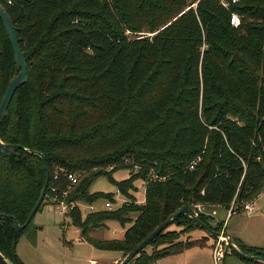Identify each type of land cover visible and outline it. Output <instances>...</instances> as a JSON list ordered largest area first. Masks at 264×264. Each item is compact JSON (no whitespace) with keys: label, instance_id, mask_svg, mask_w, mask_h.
Returning a JSON list of instances; mask_svg holds the SVG:
<instances>
[{"label":"trees","instance_id":"16d2710c","mask_svg":"<svg viewBox=\"0 0 264 264\" xmlns=\"http://www.w3.org/2000/svg\"><path fill=\"white\" fill-rule=\"evenodd\" d=\"M25 54L28 77L0 120V264H23L17 252L34 217L49 172L63 191L65 173L81 175L68 201L93 204L114 194L93 193L102 175L134 172L118 188L129 201L116 210L69 215L81 237L123 257L185 206L220 205L233 212L264 190V0H0ZM241 24H231V13ZM146 33V34H145ZM150 33L151 35H149ZM19 72L9 33L0 18V103ZM43 154L45 159L40 155ZM198 159L194 169L191 162ZM64 172L55 175L58 170ZM156 174L162 179L152 177ZM146 182L143 203L130 194ZM50 203V202H49ZM37 211V212H38ZM36 215V214H35ZM222 231L224 222L212 226ZM118 221L122 239L92 232ZM128 264H156L200 240L181 236L201 228L182 214ZM241 250L264 257V248ZM150 249V250H149ZM258 263L257 260L252 261Z\"/></svg>","mask_w":264,"mask_h":264},{"label":"rangeland","instance_id":"374dc122","mask_svg":"<svg viewBox=\"0 0 264 264\" xmlns=\"http://www.w3.org/2000/svg\"><path fill=\"white\" fill-rule=\"evenodd\" d=\"M146 34V33H145ZM151 35L150 33H148ZM137 171L134 169V172ZM132 170L121 168L115 170L111 175H102L98 177L90 187L93 193L108 195L114 193L118 188V182L124 181L130 177ZM146 182L138 179L134 182L136 189H130L129 192L138 201L145 200L146 193L143 185ZM264 191V190H263ZM124 197L128 198L125 194ZM109 200L101 198L94 202L98 210L105 208V202ZM50 202V203H49ZM45 201L43 207L36 213L34 224L37 226L35 240H30L29 232L26 230L19 238L17 252L23 264H103L109 251L99 249L89 241L81 237L80 228L72 223L69 214L62 215L57 210L52 201ZM85 203V202H84ZM90 204V203H85ZM120 207L115 208L114 210ZM207 211L213 216L211 224L214 226L218 222H224L232 231L241 233L249 243L250 247L264 248V192L262 197L256 201L254 211L242 210L235 212L233 216L227 217V209L223 206H208ZM195 212L201 213L202 208L195 209ZM214 212V213H213ZM210 218V217H208ZM129 224L123 227L118 221H108L106 226L92 232V237L100 240L122 239L120 233L122 228L127 229ZM172 229L179 230L180 227L172 224ZM114 230L119 235L113 233ZM229 230V231H230ZM204 229L197 228L186 235L185 240H200L206 238ZM187 234V233H186ZM207 242V241H206ZM211 244L205 245L204 252H209ZM203 247V246H202ZM191 248H194L191 247ZM213 246L211 247V252ZM190 249V248H189ZM150 250V249H149ZM202 251V252H203ZM121 252L123 256V252ZM212 254V253H211ZM195 254L192 252L182 254H170L160 257L157 264H194ZM94 260V261H92ZM200 264H214L213 256L205 254L199 257ZM224 264H254L243 260L236 253L227 256Z\"/></svg>","mask_w":264,"mask_h":264},{"label":"water","instance_id":"95a60500","mask_svg":"<svg viewBox=\"0 0 264 264\" xmlns=\"http://www.w3.org/2000/svg\"><path fill=\"white\" fill-rule=\"evenodd\" d=\"M0 18L3 20L4 25H5L8 33H9V36H10V39L12 42V46L14 49L15 61L17 62L18 68H19V72L17 73V75H15V77H13L10 80L8 87H7V90L5 92V95H4V97L0 103V120H1L9 108V105L11 103V100L15 94L17 87L19 86V84H21L22 82H24L27 79L28 69H27L25 54H24V52L20 46L14 25H13L11 19L9 18L8 14L6 13V11L4 10V8L1 5H0ZM16 147H18V145L4 143L1 140V134H0V151L3 154H5V155L12 154L14 152V148H16ZM40 155L45 159L43 154H40ZM48 183H49V172H47V179H46L44 190H43L40 198L38 199L36 205L34 206L33 210L31 211L26 223L21 225L13 217V219L15 220V226L18 229H20V230L24 229L29 224V222L32 220V218L35 216V214L37 213L38 208L40 207L42 201L44 200V198L46 196V190L48 187ZM182 214H187L191 218H193L211 236H213L215 238L225 237L226 240L228 241L229 247L236 254L241 256L242 258H244L246 260H251V261L257 260V261H263L264 262V257L259 256V255H254V254H248V253L244 252L239 247L238 243L236 242L235 237H233L231 234H228L224 231H217V230L213 229L209 224L202 221L199 218L198 214H196L194 211L191 210L190 206H185L184 208L179 210L176 214H174L170 219H168V220L164 221L162 224H160L142 242H140L135 248H133L128 254H126V256L123 257L118 264H128L137 254L140 253V251L145 249L154 240V238L158 234H160L164 229H166L168 226L173 224L179 218V216ZM4 216H6V214L1 213L0 214V220ZM0 258L7 262L6 258L1 254V252H0Z\"/></svg>","mask_w":264,"mask_h":264},{"label":"built area","instance_id":"2783aa9c","mask_svg":"<svg viewBox=\"0 0 264 264\" xmlns=\"http://www.w3.org/2000/svg\"><path fill=\"white\" fill-rule=\"evenodd\" d=\"M220 4L222 6H224L225 8L229 9L230 6L233 3H237L238 0H219ZM231 24L234 27H238L241 24V17L238 13L236 12H232L231 13ZM198 159H195L191 162L189 168L190 169H194L195 165L198 163ZM142 166L141 165H136V169L139 170L141 169ZM64 170L60 169L58 170L57 174L55 175V179H58V175L60 173H63ZM68 184L66 186V188L63 191H60L59 188L57 187H52L51 190V201L53 202V204L56 207V210L62 214V215H67L69 214L73 209H75L76 207L81 208V210L84 213H90V212H95L98 210V208H96L95 204H85L84 202H75V201H68V195L70 194L71 190L79 183L81 175L78 173H73V172H69V173H65ZM152 177H156L158 179H162L163 177H159L156 174H152ZM143 188L146 192V184L143 185ZM114 194V198L113 199H109L105 202V208H107L108 210H114L117 207H121L124 203L128 202L129 199L123 196V193L121 192L120 188H117V190L113 193ZM145 200L142 201H136L138 203H143ZM202 205L198 204L196 205V207L201 208ZM233 207L234 205H232V207L229 209L228 211V217L234 213L233 212ZM253 209V201H250L248 203H246L244 205V209L243 210H247V211H251ZM196 214H198L197 212H195ZM223 231V230H222ZM212 256H213V261L214 264H224L225 263V259L226 256L228 255L229 252H233V250L229 247L228 241L226 240L225 237H219L216 238L213 248H212Z\"/></svg>","mask_w":264,"mask_h":264},{"label":"crops","instance_id":"0c3cea01","mask_svg":"<svg viewBox=\"0 0 264 264\" xmlns=\"http://www.w3.org/2000/svg\"><path fill=\"white\" fill-rule=\"evenodd\" d=\"M264 192V191H263ZM263 192L255 199V200H253V209H252V211H254V209H255V204H256V201H258L259 200V198H261L262 197V194H263ZM208 206H216V205H208ZM197 208L198 207H196V210H197ZM201 208H202V212L201 213H204V214H206L208 217H210L209 218V220H210V222H212L211 221V219L213 218V216L212 215H210V213H209V211H207V209H206V205H202L201 206ZM227 211H229L228 209H227ZM214 213V212H213ZM235 213V212H234ZM234 213H232L229 217L231 218L232 216H233V214ZM227 217H228V213H227ZM219 223V222H218ZM217 223V224H218ZM213 226V225H212ZM214 226H216V224L214 225ZM122 232L120 233V236L118 237V238H120V237H123V235L125 234V232H126V229L125 228H122ZM230 228L228 227V226H226L225 225V221H224V226H223V231L224 232H226V233H228V234H231L233 237H235V238H238L240 241H242L244 244H246L247 246H251V243H249L248 241H247V239L241 234V233H239V232H236V231H232V230H230ZM205 231V233H204V236H206L207 237V242L204 244V245H202V246H194V248H190V249H186L185 251H183V252H181L180 254H182V255H186V253H188V252H192V253H194L195 254V257H194V260H191V262L192 263H194V264H200V260H199V257H202L203 255H205V254H209V255H211V260H212V252H211V247L214 245V242H215V240H216V238L215 237H213V236H211L206 230H204ZM113 233L115 234V235H119V232H117V230H114L113 231ZM190 233H187V234H183L182 236H181V239H183V240H185V238H186V235H189ZM208 244H211V247H210V251L209 252H204L203 251V248H205L204 246L205 245H208ZM255 248H258V247H255ZM104 251H107V250H104ZM203 251V252H202ZM110 252V254L106 257V261L103 263V264H118L120 261H121V259L123 258V256H122V254H121V252H119V251H109ZM232 253H235L234 251L233 252H229L228 253V255H230V254H232ZM179 254V253H178ZM227 255V256H228ZM238 255V254H237ZM227 256H226V258H227ZM239 256V255H238ZM241 257V256H240ZM242 258V257H241ZM243 260H246V259H244V258H242ZM226 260V259H225ZM92 261H94V260H92ZM246 261H249V262H252L251 260H246ZM190 262V261H189ZM189 262L187 263V264H189ZM252 263H254V262H252ZM157 264V263H156ZM210 264H212V262L210 263ZM254 264H256V263H254ZM257 264H264V262L263 261H258V263Z\"/></svg>","mask_w":264,"mask_h":264}]
</instances>
